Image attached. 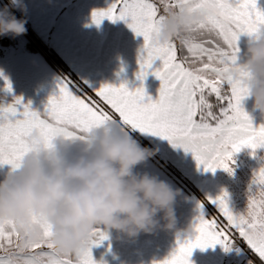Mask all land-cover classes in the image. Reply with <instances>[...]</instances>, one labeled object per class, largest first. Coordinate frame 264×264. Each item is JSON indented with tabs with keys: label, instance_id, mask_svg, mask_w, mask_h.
<instances>
[{
	"label": "snow or ice",
	"instance_id": "obj_1",
	"mask_svg": "<svg viewBox=\"0 0 264 264\" xmlns=\"http://www.w3.org/2000/svg\"><path fill=\"white\" fill-rule=\"evenodd\" d=\"M190 4L200 7L205 21L179 41L158 42L163 12ZM105 19L113 23L123 20L143 37L137 73L141 85L134 90L126 83L96 89L103 103L110 106L107 111L68 78L59 82L58 93L49 97L42 111L17 97L13 104L0 107V166H20L32 148L29 137L34 130H39L50 147L58 137L84 139L94 128L111 120L168 139L174 147L190 151L198 166L213 173L223 169L233 174L237 153L248 148L255 157L257 150L264 149V124L254 126L242 104L245 89L229 74L230 66L238 59L240 36L264 35V9L258 6V0H160V6L154 0H113L106 9L92 12V22L97 26ZM156 61L161 65L155 66ZM149 74L161 81L155 100L143 84ZM5 82L11 91L6 77ZM209 201L227 223L206 219L205 205L199 203V214L192 224L195 235L178 239L176 250L154 264H193L191 257L197 248L221 245L225 252L231 251L232 229L264 260V164L249 186L246 212L233 211L227 191L215 199L209 197ZM108 239L107 232L97 229L74 253H59L47 239L27 241L13 222H0V264H97L92 248Z\"/></svg>",
	"mask_w": 264,
	"mask_h": 264
},
{
	"label": "clouds",
	"instance_id": "obj_2",
	"mask_svg": "<svg viewBox=\"0 0 264 264\" xmlns=\"http://www.w3.org/2000/svg\"><path fill=\"white\" fill-rule=\"evenodd\" d=\"M13 7L23 8L22 0H9L0 9V37L27 32V21L18 19ZM205 19L196 4L166 9L157 40L179 41ZM245 56L230 66L229 74L264 116V35L251 38ZM133 133L111 120L84 139L58 137L49 147L34 130L31 150L0 180V222H13L27 241L47 239L59 253H74L97 229L129 238L173 229L179 191L136 171L155 150L142 146ZM194 235L190 227L186 236Z\"/></svg>",
	"mask_w": 264,
	"mask_h": 264
},
{
	"label": "crops",
	"instance_id": "obj_3",
	"mask_svg": "<svg viewBox=\"0 0 264 264\" xmlns=\"http://www.w3.org/2000/svg\"><path fill=\"white\" fill-rule=\"evenodd\" d=\"M8 3L9 0H0V9ZM112 3L113 0H22L23 8H11L18 19L27 21V32L14 38L3 36L12 39L14 44H0V73H3L0 76V107L13 104L17 97H22L25 104L40 101L39 105L32 108L42 111L49 97L59 91L58 84L63 78L42 54L25 50L27 34L44 44L51 52L57 53L66 66L67 77L94 101H98L97 98L102 100L96 89L105 84L118 87L121 83H126L130 90L139 87L141 81L137 78V73L140 70L139 57L144 45L143 37L137 36L123 20L113 23L105 19L99 26L92 22L93 10L106 9ZM258 6L264 9V0H258ZM251 38L248 34L240 36L238 46L241 51L238 57L241 62L246 59L245 53ZM180 55L178 51V58ZM160 65L161 61H156L155 66ZM43 72L48 75V79L43 78ZM5 77L12 85L11 91L6 89ZM143 84L147 94L153 100L158 99L161 81L149 74ZM242 104L254 126L264 124V116L253 107L252 99H244ZM101 106L106 111L110 109L103 101ZM234 159V173L224 171L226 178L234 179L236 176L242 180L248 175L253 179L255 172L264 164V149L257 150L254 157L252 150L246 148L237 153ZM247 167L251 172H239L241 168ZM10 168L11 165L0 166V180ZM221 174L223 173L217 175ZM161 180L164 181V178L161 177ZM225 191L233 195L230 190ZM108 236L111 240H105L92 250L97 264L101 261L106 264H154L150 254L146 253L148 244H151L149 237L148 242L141 236L132 239V247L140 252L136 255L132 253L131 247L122 253L108 254L120 245L118 232L114 231L110 235L108 233Z\"/></svg>",
	"mask_w": 264,
	"mask_h": 264
},
{
	"label": "rangeland",
	"instance_id": "obj_4",
	"mask_svg": "<svg viewBox=\"0 0 264 264\" xmlns=\"http://www.w3.org/2000/svg\"><path fill=\"white\" fill-rule=\"evenodd\" d=\"M156 2L157 5L160 6V0ZM42 76L43 78L48 79V75L44 72ZM97 100L102 103V100H99L98 98ZM39 104L40 101L31 102L32 107ZM133 135L142 146H145L144 143H142V141H145L151 149L155 150V155L150 157L145 163L138 165L136 171L140 173L147 172L159 179L163 177L164 181L167 183L175 179L176 182H173L177 185L180 191L184 188L186 189V191L184 190L182 192L184 198L179 196L176 198L174 205L175 213H177L183 205H185V207L181 208V213L186 210L188 203L185 204L183 202L185 198L189 200L190 206L189 212L183 213L182 215L180 214L181 217L179 216L180 219L176 220V225L173 229L168 230L158 228L152 233H141L139 235L147 242L148 237L150 238L151 244H148V250L146 253L150 254L153 262H162L165 260L178 247V239L183 240L187 238L186 232L190 227H192L191 221H194L196 216L199 214V203H203L205 205V211L207 213L206 219L216 218L218 221H222L225 224L227 223L226 218L223 217L222 213L218 211L215 205L210 203L209 197L215 199L217 196H220L225 189L230 190L235 196L234 197L232 194H229L230 207L237 213L243 214L246 212L249 197V186L252 182L250 176L246 175L242 180H240L236 176H234V179L232 177L226 178L224 174L225 170L223 169H217L215 173L211 170L205 171L203 165L198 166L194 155L190 151L186 152L182 147H174L168 139L147 133H140L138 130L134 131ZM239 172H251V169L249 167H247V169L241 168ZM220 173L223 174L217 175ZM172 176L174 178H170ZM213 178L217 179L214 180ZM177 181L180 185H178ZM243 196L247 197L244 198ZM178 197L180 199H178ZM114 231L115 230H112L109 235L113 234ZM234 231L235 229L230 230L229 235V239L233 244H235L232 239L235 236ZM132 239L134 240V238H129L126 235L119 233L120 245L118 249L109 251L108 254L122 253L125 252L126 248L131 247L132 253L139 255L140 252L135 250L131 245ZM93 249L94 247L92 250ZM0 254H2V252H0ZM249 254H256L258 256V254L255 253V251L252 250L245 241L244 246L236 247L234 245L232 250L228 252H225L221 245H216L215 248L209 247L205 250L197 248L194 250L191 260L193 264H241L248 259ZM262 261L264 262V260Z\"/></svg>",
	"mask_w": 264,
	"mask_h": 264
},
{
	"label": "trees",
	"instance_id": "obj_5",
	"mask_svg": "<svg viewBox=\"0 0 264 264\" xmlns=\"http://www.w3.org/2000/svg\"><path fill=\"white\" fill-rule=\"evenodd\" d=\"M170 2H173V0H170ZM0 44L1 45H10V44H14V41L10 38L7 37H1L0 38ZM25 50L29 53H40L42 54L45 59L49 62V64L51 65V67L63 78H68L65 71H66V66L64 64V62L61 60V58L58 56L57 53L55 52H51L48 48H46V46H44V44H42L41 42L37 41L34 37H32L30 34H27V43L25 45ZM69 79V78H68ZM213 102H215V98H212ZM142 141V140H141ZM142 143H144L145 146L149 147L150 146L145 142L142 141ZM160 166V165H159ZM161 167V166H160ZM162 168V167H161ZM164 172V171H163ZM170 178H174L173 176ZM174 182H176V180H173ZM169 182L168 184L175 190L179 191V197L184 198L182 192L186 189L184 188L183 190L180 191V189L177 187V185L173 182ZM178 185L179 182L177 181ZM178 197V199H180ZM183 202L186 204L188 203V206L186 208V210L183 213L189 212L190 211V206H189V200L185 198V200H183ZM185 205H183L181 208H184ZM181 208L178 210L177 213H175L176 215V220L180 219V214L182 215L183 213H181L182 211ZM180 216V217H179ZM184 218V217H183ZM193 220L191 221V224H193ZM234 238H240L244 241V239L242 237L239 236V232L238 231H234ZM245 244V241H244ZM262 264H264V262L256 255L253 254ZM242 264V263H241Z\"/></svg>",
	"mask_w": 264,
	"mask_h": 264
},
{
	"label": "built area",
	"instance_id": "obj_6",
	"mask_svg": "<svg viewBox=\"0 0 264 264\" xmlns=\"http://www.w3.org/2000/svg\"><path fill=\"white\" fill-rule=\"evenodd\" d=\"M233 241L235 242V245L238 247L244 246V241L240 238H232ZM242 264H262L255 256L250 255L248 256V259L243 262Z\"/></svg>",
	"mask_w": 264,
	"mask_h": 264
}]
</instances>
